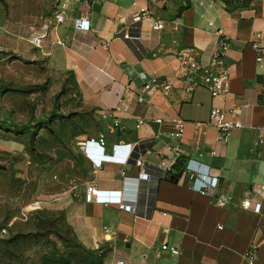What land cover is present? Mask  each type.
<instances>
[{
  "label": "crops",
  "instance_id": "crops-1",
  "mask_svg": "<svg viewBox=\"0 0 264 264\" xmlns=\"http://www.w3.org/2000/svg\"><path fill=\"white\" fill-rule=\"evenodd\" d=\"M64 1L68 2L65 19L52 29L57 6ZM6 2L8 9L0 2V46L7 53L3 59L12 65L19 62L25 71L43 62L51 72L65 73L79 108L93 112L99 123L95 134L78 140H88L82 158L89 175L74 164L63 185L50 183L49 178L26 181L23 188L28 196L45 188L48 192L39 194L41 210L28 208L23 215L48 211L60 216L72 237L101 255L103 264H114L119 257L135 263L144 259L145 264H264V197L252 192L264 185V61L256 60L251 44L258 36L264 42V0L236 7L224 0H57L51 15L39 17L36 26L14 18L11 0ZM141 10L149 16L141 25L136 52L135 41L123 40L118 32ZM82 16L90 20V29L75 28V20ZM153 19L164 20V27L153 29ZM47 30L42 47L31 42ZM224 35L229 38L223 62L230 90L213 97L205 85L186 81L189 74L178 52L193 48L199 62L207 65ZM153 76L170 86L142 90ZM193 80H200L197 73ZM212 106L228 113L243 108L239 116L243 126L226 142L216 141V128L209 123ZM105 112L112 117L103 119ZM140 119L144 123L138 125ZM177 120H183L180 135ZM100 137L105 147L97 142ZM144 143L148 149L143 159L156 166L163 161L172 165L174 147L180 149V156L210 164L232 199L218 205L195 192L192 176L185 170L175 173L177 180L171 177L173 171L165 179L139 181L138 187L127 182L125 177H141V167L126 164V159L136 144ZM212 150L217 153L212 155ZM93 164L100 166L96 174ZM87 183L102 190H122L147 215L115 202L85 201ZM245 196L262 200L260 212L241 207ZM163 243L180 251L163 249ZM251 245L256 246L253 263L246 257Z\"/></svg>",
  "mask_w": 264,
  "mask_h": 264
},
{
  "label": "rangeland",
  "instance_id": "rangeland-1",
  "mask_svg": "<svg viewBox=\"0 0 264 264\" xmlns=\"http://www.w3.org/2000/svg\"><path fill=\"white\" fill-rule=\"evenodd\" d=\"M56 1L11 0L10 11L14 18L36 26L39 17L51 15ZM228 1L237 5L250 0ZM5 54L0 52V264H58L60 258L70 264H94L60 216L48 211L23 215L28 208L41 210L36 201L48 192L45 188L28 196L23 186L47 178L63 185L74 164L89 175L77 143L84 135L95 134L98 120L91 111L79 108L65 73L51 72L43 62L25 71L19 62L12 65L4 60Z\"/></svg>",
  "mask_w": 264,
  "mask_h": 264
},
{
  "label": "built area",
  "instance_id": "built-area-1",
  "mask_svg": "<svg viewBox=\"0 0 264 264\" xmlns=\"http://www.w3.org/2000/svg\"><path fill=\"white\" fill-rule=\"evenodd\" d=\"M68 7V2H59L57 9L55 11V24L52 26V29H55L57 24L62 22L65 19L66 15V9ZM149 16L148 13H146L144 10H141L140 13H136L132 20L126 24L118 33L120 37L127 41H135V51L137 52L140 50L139 46V36H140V28L142 23L145 19H147ZM121 21H124V18H120ZM75 28L81 29V30H88L90 29V20L87 16H82L81 18H78L75 20ZM165 25L164 20L162 19H153L152 21V28L159 30L162 29ZM51 29V28H50ZM133 31H136L133 39ZM49 34V31H44L40 33L39 35L33 37L31 39V42L36 45L37 47H42V41L43 39ZM228 36L224 35L223 38L220 40V43L215 50V52L211 55L209 62L207 65H202L196 54L195 49L193 48H181L178 52V59L183 66V68L187 71L189 74L187 77H185L186 81H192L194 85L203 84L205 85L211 95L213 97L216 96H224L226 95L230 90V77L229 72L227 68L225 67V64L223 62L225 53L228 49ZM60 42V40H58ZM252 47L254 48L256 52V60L258 62L264 61V42H262L259 38H255L252 41ZM4 48L0 46V52H3ZM198 74V77L200 80H193V76L195 74ZM194 81V82H193ZM262 88L264 89V80L261 82ZM170 86V82L167 80H161L157 77L153 76L150 78L148 82H146L142 86V90H147L151 87H166L168 88ZM139 100H143V97L140 96ZM243 108L237 107L235 109L230 110L229 113L219 107V106H212L209 113V123L213 125L216 128V141L218 142H226L231 133L237 129L241 128L243 126L241 120L239 119L240 114L242 113ZM111 114L109 112H105L102 114L103 119H109L111 118ZM156 121L160 122L161 119L158 118ZM113 123L115 126H117L118 120L114 118ZM144 123L143 119L139 120V124ZM177 134L180 135L183 132V120H177ZM155 139L152 138L150 140L149 144H152V142ZM100 146L105 147L106 141L103 137H100L97 141ZM82 151H87L88 148V140L84 139L81 142L77 143ZM147 143L144 144H136L128 158L126 159V164H129L130 162H134L138 167H141L140 171V178H132V177H125L124 179L127 182H136V186L138 187L139 181H147L150 182L153 177L155 179H165L170 174V162L163 161L162 166H156L151 163H147L143 159V152L148 149ZM174 159L176 160L180 155L181 151L180 149L174 147ZM217 153L216 150H212L211 154L215 155ZM100 166L97 164H93L92 172L96 174L99 170ZM184 170L188 172L192 176V182H191V188L204 196H207L215 201L218 205H225L232 199V193L226 188V185L223 184V182L220 180L219 176L215 173H213L211 165L205 162H202L201 160L189 157L185 166ZM124 173V171H123ZM73 189L76 188V186H71ZM252 192H254L259 197H264V185H257L252 189ZM84 199L87 202L96 201V202H103V203H111L115 202L118 203L122 208L132 210L135 212V214H142L147 215V211L144 210L143 212L140 211V209L137 206V203L134 198L131 196H128L126 194H123L122 190H102L98 188L93 183H87L84 190ZM41 201H36V203H40ZM241 207L245 210H251L253 212H260L262 208V200L256 199L253 200L250 196H245L241 202ZM147 209V208H145ZM220 228L222 226H219ZM106 228V227H105ZM3 234V230L0 231V237ZM163 249H171L173 252L178 253L180 250L179 248L175 246H171L167 243H163L161 246ZM255 245H251L248 252H247V260L249 263H253L257 256L255 253ZM114 264H145L144 259L141 261H138L137 263L133 262L132 260L125 258V257H119L115 260Z\"/></svg>",
  "mask_w": 264,
  "mask_h": 264
},
{
  "label": "trees",
  "instance_id": "trees-1",
  "mask_svg": "<svg viewBox=\"0 0 264 264\" xmlns=\"http://www.w3.org/2000/svg\"><path fill=\"white\" fill-rule=\"evenodd\" d=\"M224 1H225L229 6H231V7H236V6H238V5H232L231 3H229L228 0H224ZM0 2H2L3 5L5 6V8L8 9V4H7L6 0H0ZM92 113H93V112H92ZM93 115H94V113H93ZM0 124H2V122H0ZM98 127H99V123H98ZM79 245H81V244L79 243ZM81 246H82V245H81ZM82 247H83V246H82ZM86 250H87V249H86ZM87 251L90 253L92 259L94 260V264H103V262H102V256H101V255H96V254H95L93 251H91V250H87ZM58 264H70V261H69V260H65L64 258H60Z\"/></svg>",
  "mask_w": 264,
  "mask_h": 264
},
{
  "label": "water",
  "instance_id": "water-1",
  "mask_svg": "<svg viewBox=\"0 0 264 264\" xmlns=\"http://www.w3.org/2000/svg\"><path fill=\"white\" fill-rule=\"evenodd\" d=\"M188 158L185 156H179L170 166V172H173L171 174V177L176 178V180L178 179L177 175H175V173H181L184 170V166L187 162Z\"/></svg>",
  "mask_w": 264,
  "mask_h": 264
}]
</instances>
